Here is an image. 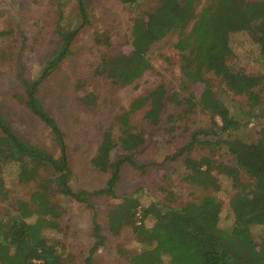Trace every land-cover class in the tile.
Returning a JSON list of instances; mask_svg holds the SVG:
<instances>
[{
  "label": "trees",
  "instance_id": "1",
  "mask_svg": "<svg viewBox=\"0 0 264 264\" xmlns=\"http://www.w3.org/2000/svg\"><path fill=\"white\" fill-rule=\"evenodd\" d=\"M87 0H76L79 21L71 30H58V48L46 60L38 77L22 81L24 92L17 100L32 116L49 128L58 147L54 157L22 139L7 119L0 116V189L2 172L15 165L20 183H34L35 189L27 199L19 198L12 211L0 214V264H62V254L56 239L46 232L56 231L66 210L55 200L62 194L92 209L91 234L95 238L86 264L103 246L106 236L97 221L92 196L115 197V188L124 163L143 168L135 160L136 154L146 144L144 130L130 123L132 113L148 104L143 118L150 125L161 122L167 102L182 108L184 114L196 106L208 115L206 127L194 129L187 142L166 158L175 159L188 154L196 146L225 149L233 163L203 155L186 156L187 173L184 182L203 191L221 188L218 175L235 189L228 200L232 227L219 225L221 203L208 193L198 200H189L180 206L168 204L171 192L163 200L140 204L137 198L123 196L107 211L109 231L119 233L129 225L140 248L128 256L129 264H264V124L258 137L247 141L234 132L241 127L239 114H234L220 98L207 74L216 66L219 52L235 55L230 45V35L245 31L264 57V0H119L129 6L142 1L157 4L140 12L132 11L130 18V48L120 50L106 30H97L93 43L101 47L94 73L104 76L110 84L122 87L134 83L153 65L148 53L156 42L169 34H176L179 49V84L177 90L167 94L163 84H158L147 95L135 98L126 109L122 108L112 121L105 125L95 151L90 158L93 169L107 174L104 187L94 190H73L69 184L72 174L66 153L65 134L54 116L38 96L40 83L49 76L69 53L79 28L89 23ZM61 16H59L60 19ZM223 37L224 47L220 45ZM222 84L233 94L248 99V109L262 107L264 111V75L257 71L247 73L227 65L218 67ZM200 84L198 94L191 87ZM80 88V87H79ZM81 89V88H80ZM190 91V92H189ZM190 93L187 96L181 94ZM79 102L92 106L96 95L79 90ZM169 122L174 116L168 117ZM119 135H114V128ZM166 128L165 141L174 130ZM245 173L251 182H243ZM139 210V216L136 215ZM260 227V240L252 237V228ZM76 264V263H75Z\"/></svg>",
  "mask_w": 264,
  "mask_h": 264
},
{
  "label": "rangeland",
  "instance_id": "2",
  "mask_svg": "<svg viewBox=\"0 0 264 264\" xmlns=\"http://www.w3.org/2000/svg\"><path fill=\"white\" fill-rule=\"evenodd\" d=\"M206 1L203 0V3ZM86 4L89 23L79 28L68 55L40 83L38 92L65 134L66 153L72 170L69 184L73 190H94L105 186L107 174L93 169L89 162L105 125L122 108L126 109L135 98L147 95L158 84L165 86L167 94L177 90L179 84L176 34H169L153 44L148 53L153 69L146 71L130 85L115 88L104 76L94 73L103 49L93 43L94 33L101 29L108 31L113 46L127 51L130 48L132 11L140 12L155 6L156 1H142L136 6H129L119 0H87ZM78 21L76 0H0V116L11 122L22 139L54 157H58L59 152L52 132L24 109L17 96L24 92L22 81L38 77L46 60L58 48V30H71ZM229 41L235 55L228 53L226 56L220 51L216 66L211 67L207 76L217 95L234 114L240 115L242 124L234 133L244 140L252 141L258 137L259 127L264 124V111L258 107L252 113L246 112L249 108L247 97L233 94L222 84L217 66L227 65L247 73L259 71L264 75V57L259 55L256 45L245 31L232 33ZM220 45H224L222 36ZM200 89L201 85L195 84L191 87L192 92H189L198 96ZM79 90L94 92V105H82L78 99ZM147 107L148 104L130 116V123L136 129L144 130L147 139L135 156V160L144 164V167L135 168L124 163L115 197L101 195L90 198L102 233L106 236L103 246L93 253L91 264H129L128 256L140 248L129 225H124L117 234L109 231L107 211L123 196H132L140 204H147L153 200H163L164 194L171 192L173 198L168 204L177 207L211 193L221 203L219 225L225 229L232 227L228 200L235 189L226 179L218 175L221 188L217 191H203L183 180L187 173L184 165L186 156L199 158L207 155L233 163L232 156L225 149L199 145L188 154L175 159L166 158L187 142L194 129L207 126L208 115L199 106L184 114L182 108L167 102L161 122L150 125L143 118ZM170 115L174 116L173 122L168 121ZM169 125L175 128L165 141L163 135ZM114 135H119L116 127ZM16 174L15 165L6 166L2 172L0 214L3 216L13 210L19 198L27 199L35 189L34 183L18 182ZM241 178L243 182H251L245 173L241 174ZM54 197L66 213L60 219L59 229L47 231L46 234L56 239L62 254V264H86L85 258L95 242L91 234L92 209L69 196L56 193ZM259 231L258 226L252 228V237L256 241L260 240Z\"/></svg>",
  "mask_w": 264,
  "mask_h": 264
},
{
  "label": "built area",
  "instance_id": "3",
  "mask_svg": "<svg viewBox=\"0 0 264 264\" xmlns=\"http://www.w3.org/2000/svg\"><path fill=\"white\" fill-rule=\"evenodd\" d=\"M136 215L139 216V210L137 211Z\"/></svg>",
  "mask_w": 264,
  "mask_h": 264
}]
</instances>
